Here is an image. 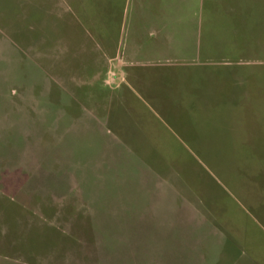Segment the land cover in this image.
Here are the masks:
<instances>
[{"label":"rangeland","instance_id":"374dc122","mask_svg":"<svg viewBox=\"0 0 264 264\" xmlns=\"http://www.w3.org/2000/svg\"><path fill=\"white\" fill-rule=\"evenodd\" d=\"M72 7L0 0V264H264L263 209L214 177L245 152L123 80L100 6Z\"/></svg>","mask_w":264,"mask_h":264},{"label":"crops","instance_id":"0c3cea01","mask_svg":"<svg viewBox=\"0 0 264 264\" xmlns=\"http://www.w3.org/2000/svg\"><path fill=\"white\" fill-rule=\"evenodd\" d=\"M72 2L74 21L100 6V49L123 80L158 102L156 82L173 85L169 96L196 104L204 139L217 134L223 150L245 152L224 176L216 158L214 177L244 208L264 211V0Z\"/></svg>","mask_w":264,"mask_h":264}]
</instances>
